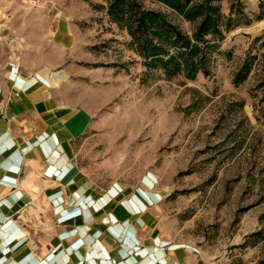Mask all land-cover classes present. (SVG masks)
<instances>
[{
	"label": "rangeland",
	"instance_id": "obj_1",
	"mask_svg": "<svg viewBox=\"0 0 264 264\" xmlns=\"http://www.w3.org/2000/svg\"><path fill=\"white\" fill-rule=\"evenodd\" d=\"M244 1L252 21L226 34L210 74L185 80L147 71L101 0H0V57L46 69L92 111L91 128L73 143L89 183L146 181L164 193L142 233L149 230L145 245L154 234L164 240L179 264H264V102L256 88L264 18L253 19L259 0ZM58 22L72 44L53 36ZM249 52L257 62L235 85ZM47 222L41 215L32 230L46 234Z\"/></svg>",
	"mask_w": 264,
	"mask_h": 264
},
{
	"label": "crops",
	"instance_id": "obj_2",
	"mask_svg": "<svg viewBox=\"0 0 264 264\" xmlns=\"http://www.w3.org/2000/svg\"><path fill=\"white\" fill-rule=\"evenodd\" d=\"M56 35L72 44L64 22ZM48 74L0 57V264H179L154 231L148 245L142 233L162 191L88 182L73 143L93 113ZM41 215L52 226L44 235L32 230Z\"/></svg>",
	"mask_w": 264,
	"mask_h": 264
},
{
	"label": "trees",
	"instance_id": "obj_3",
	"mask_svg": "<svg viewBox=\"0 0 264 264\" xmlns=\"http://www.w3.org/2000/svg\"><path fill=\"white\" fill-rule=\"evenodd\" d=\"M226 1L101 0L100 6L107 20L126 34V47L147 71L165 79L194 80L198 74H210L213 53L226 34L252 21L244 0H229L224 7ZM258 7L253 19L261 20L264 1L259 0ZM257 58L247 53L233 75L235 85L248 77ZM256 88L262 92L258 100L264 102V64Z\"/></svg>",
	"mask_w": 264,
	"mask_h": 264
},
{
	"label": "built area",
	"instance_id": "obj_4",
	"mask_svg": "<svg viewBox=\"0 0 264 264\" xmlns=\"http://www.w3.org/2000/svg\"><path fill=\"white\" fill-rule=\"evenodd\" d=\"M19 1L20 3L26 5V6H30V7H35L38 6L40 0H16Z\"/></svg>",
	"mask_w": 264,
	"mask_h": 264
}]
</instances>
